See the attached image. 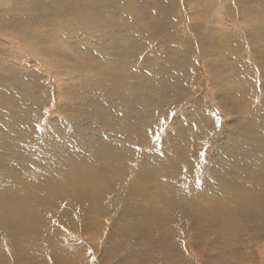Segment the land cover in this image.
I'll use <instances>...</instances> for the list:
<instances>
[{
    "label": "rangeland",
    "instance_id": "1",
    "mask_svg": "<svg viewBox=\"0 0 264 264\" xmlns=\"http://www.w3.org/2000/svg\"><path fill=\"white\" fill-rule=\"evenodd\" d=\"M93 1V5L95 2L97 4L91 12L93 17L90 18L87 17V12L83 7L79 8V10L73 9L74 12H71V9L69 11L67 9L70 6L69 3L63 4V0H6L5 4L0 3V62H4L0 63V89L9 85V83H6V85H4L5 82L2 83L3 79L7 76L11 80L9 86L18 89L22 87L23 83H28L34 80L33 77L39 75L41 81H39L38 86L41 89L38 95L47 97L49 103L43 102L39 96L34 98L32 102H39L41 107L49 108L52 103L51 99L55 100L59 96V90L55 85L56 77L54 73L50 71V75L43 69L37 57L25 53L22 45L17 43L15 33H11L9 36L5 35L6 33H10L11 29H18L28 33L23 34L31 37V39L33 37L38 39L40 41L39 45L46 43L50 53L54 56L53 59L58 60L65 54L72 56L82 54V51L76 45V40H80L90 47L88 55L93 56L94 60L99 59L102 64L105 63V67L110 69L109 73L113 72L112 74L122 79H127V81L134 74L133 76L136 81L134 82V79H130L129 83L134 82V85L136 84L137 87L135 86V88H133L132 84L131 90L132 93H136L134 95L138 97L140 104L124 100L122 103L124 102L123 104L126 105L124 106L122 103L123 107L118 105L116 109L120 108L121 112L119 110L116 112L122 116L123 123L126 122L124 108L129 106L134 108L129 122L134 121L136 117H139V114L142 116H145L146 113L151 115L150 117H144L143 121L137 119V125L127 124V127L131 131L132 129L134 131L139 128V131L143 133V135L137 133L143 137L141 143H138L136 138L127 139L124 142L121 133L125 129L119 128L120 131L111 130V135L113 137L117 135L116 138L122 141V143H118L112 151L106 153L105 150L99 148L103 153L99 154V152L94 153L92 149L87 150L86 158H82V168L86 170L94 166V164L90 165L87 163L86 166L84 165L88 157L91 162H97L95 164L98 169L78 175L77 171L80 167L77 157H74L77 161H71V158H69L70 160L68 159L67 162V159L62 157L57 160H60L64 167L71 163L69 174L61 170V167H59L60 162L57 160L53 162L55 166L50 167L51 171L45 169V165H42L38 169H33L34 165H32L29 166L28 170L24 169L19 174L23 179L36 178L38 177V171H40L39 174H43L40 175L44 178L45 183L47 182L46 186L50 190H55L56 185H63L65 181H69L70 186L62 187L61 192L67 198L66 202L61 203V207H63L59 209L60 214H65V211L62 210L66 209L71 199L76 201V198L80 197V193L74 190L76 183H81L82 185L78 187L87 190L90 185L88 192L96 193L97 197L103 199L102 204L95 206L93 213L92 211L78 212L79 214L76 213L73 216L74 219L68 222H56L54 224V212L58 211L59 207L55 206L49 210L51 223L62 232H60V235L48 233L31 242H28L24 237L20 238L22 240L19 239L18 244H25L27 246L26 248L22 245L23 248H26L25 251L27 253L24 262H28H23V264H264V161H262L264 160V138H262L264 134H260V132L263 133L264 131V124L260 123L264 120V113H262L264 112V107H262L264 106V75L259 74L261 71L264 74V70H259L262 61L260 60L261 57H258L256 54L257 51L264 50V32H262L264 29L262 28L263 24L261 27L259 23L257 25V22H255V19H257V9H261L260 16L264 19V8H262L264 0L201 1L202 5L206 4V2L211 5L209 9V15L212 16L211 25L222 28V32H215V56L209 60L203 58L204 56L201 54L202 46L198 39L200 33L198 35L195 23V13L203 9L199 0ZM257 1V6L259 7H256ZM31 2L34 4H31ZM243 2L253 9L249 10L246 4H242ZM42 4L45 6L40 7L43 6ZM46 4H48L47 7ZM41 8L44 9L42 10ZM47 10L50 12L48 11L47 13ZM67 12L71 13H68L66 16ZM64 16L66 17L65 19ZM198 25L202 26V28L205 26L200 21H198ZM212 26H206V29L209 30ZM77 28L81 29V36L78 35ZM202 28L200 27V29ZM256 28L260 29L261 32L255 33L257 31ZM202 30L206 35V39L212 35L209 31ZM250 30L253 31L251 35H249ZM174 45L177 46L179 52L181 51L179 56L175 52ZM162 46H166L168 51L172 52L170 55L175 56L173 57L174 59L171 57L168 60L159 58ZM175 53L176 55H174ZM26 54L28 57H25ZM217 54L219 55L217 56ZM55 56L57 57L55 58ZM170 59L171 61H169ZM203 60L207 63H203ZM164 61L167 62L165 63ZM207 64L209 67L214 64L216 65L213 67L215 70H218V73L215 72L219 76L221 75L222 81L223 78H227L226 82L229 80L232 90L233 87L240 84V89L235 87V94L234 90L232 91L229 88V91H232L229 92V97L232 96L231 94H234L233 100L237 101L236 97L240 98L236 102L237 107H240L239 109L236 108L235 113L226 114L213 102L211 94L208 92L211 82L208 79L209 73H206ZM167 68L170 69L168 70ZM129 70L131 74L128 72ZM125 73L128 77H126ZM123 74L126 76L123 77ZM110 77L113 78L112 76ZM110 77H108L109 81L111 80ZM28 78H30L29 81ZM167 78L169 79L167 80ZM22 79L25 82H22ZM170 81L175 82V86H172ZM71 83L73 84V89L77 91V95L84 99L92 95V100L86 103V109H88L89 114L92 113L91 111L97 110L100 104L104 103L105 100H100L104 97L103 89H106L108 84L101 82L104 86L99 87V85L87 82L79 84L77 81H72ZM243 87L248 88L244 90ZM241 89L242 91H239ZM25 90L22 89V92H25ZM140 91L142 94H140ZM137 93L140 95L138 96ZM161 94H163L162 98L160 97ZM27 96L28 94L23 98L26 104L24 105L20 101L21 96L14 91L8 95H3L0 91V119L6 121L8 116L15 115L18 109L21 111L20 114L24 113L23 116L33 112L36 116H40L39 113L35 112L34 106H31L27 100ZM140 96L143 98L141 99ZM224 97L227 99V96L224 95ZM148 99L150 102H147ZM152 101H155L154 104ZM5 102L9 105L2 107V104ZM15 103L18 104V108H15ZM114 106L111 105L110 108L113 109ZM56 110L57 108H51L48 112L44 111V118L42 117L43 123L38 122L35 126L39 127L40 131H42L44 129L43 126L48 125L47 131H49V128L52 127L58 129L59 123L62 124L63 120L66 122L72 121L71 115H66L65 119H63V115L57 114ZM202 111L203 113H201ZM173 113L174 115H172ZM239 113L242 114L243 118H239L241 115ZM194 114L197 115L195 116ZM193 116L197 117V120ZM203 117L205 120L202 119ZM247 117L253 118L249 120ZM173 119H176L175 122ZM207 119L209 120V122L207 121L209 124L203 127L202 130L200 121H206ZM34 120H32L31 125L35 123H33ZM161 120H164L163 124L160 123ZM258 120L260 121L259 124ZM245 121L248 122L245 123ZM229 122L233 123L230 124ZM0 124L2 123L0 122ZM55 124H58V127ZM189 124L192 125L189 126ZM71 125L72 123L67 125L68 128L63 129L65 135H62L61 132L57 135V130L51 129V131L54 130L55 132L49 142L51 145L47 144L43 150H40L44 158L38 154V157H35L37 162L49 164L52 161L49 158V153L51 152L47 151L50 150V146L52 145L57 148L56 155L65 156L64 153L68 154L70 151L76 153V151H79V140L75 138V135L76 131L81 132L83 128L78 130L72 125L70 129ZM20 126L22 130H26L24 131L25 133L31 131L29 127H24L22 124ZM257 126L260 129H257L259 128ZM32 127L34 129V125ZM189 127L192 129H189ZM94 130L95 132L97 131L93 129L91 132L93 133ZM237 130H239V134H237ZM189 131L191 132L189 133ZM253 131L254 136L253 134L250 135ZM154 132L160 136L158 141L155 138ZM82 133L87 132L83 130ZM181 133H184V136L187 134L186 138ZM226 133L234 135V138L226 135ZM194 134L195 137L197 136L196 139L194 138ZM257 134H260L261 137L259 135L256 136ZM227 136L228 138L230 137L229 141ZM256 138H259L257 139L258 144L255 142ZM182 139H193L196 143L192 142V144L189 142V144L186 143L187 140L184 142ZM236 139L237 144L234 142ZM258 140L263 141V143L261 141L259 143ZM181 141H183L184 145L181 144ZM250 141L253 143L251 144ZM242 142L248 144L245 145ZM35 144L37 143L31 144L33 145L31 150L36 148ZM192 145L194 149H190ZM249 145L251 146L249 147ZM180 147L184 153L186 152L185 155L188 158V162L183 163L179 160L180 158L184 159L183 153L179 149ZM223 147H225V150ZM59 148L60 151L58 150ZM187 149H190V151ZM236 150V155L234 154L231 157L232 153ZM201 152L205 153L206 159H200L199 154ZM226 152L228 153L226 154ZM140 153L156 168L166 161V178H160L165 183L164 190L161 189L164 183L160 185L155 184L157 180L154 174H152L153 178L150 182L141 181L138 169L144 175L145 165ZM217 154L220 156L218 155L217 157ZM19 155L20 158L24 157L21 153ZM95 156H98L101 160L95 159ZM222 156L226 158V161L224 159L222 161ZM234 156L238 158L236 157L237 159H235ZM255 156L256 158H254ZM233 162L234 165L231 167L230 165ZM134 167L137 169L133 170ZM233 167L235 168L233 169ZM46 170L49 172H45ZM131 178H133L132 181H135V183L134 190H132L133 201H129L131 203L130 209H132V214L128 219L124 213L126 210H124V204L128 201L122 195L118 198L114 197V191H116L115 188L117 186L123 190L130 188L129 180ZM31 181L30 179L28 186L23 188L21 192L24 201L32 206L33 209L31 211L37 212L36 209L43 207L42 205L47 203L49 198H44V192L41 193L42 190L32 184ZM111 181H114L113 183L115 184H112ZM106 182H109V185H103ZM171 183L176 186V194L174 193L173 195H171L169 190H166ZM136 185L138 187H135ZM101 187L102 191H106L103 196H101ZM113 187L115 188L113 189ZM138 188L144 191V193H140ZM149 189L152 193H149ZM50 190L47 194L55 197V191ZM148 193L151 197L152 195L154 196L152 202L148 199ZM141 195L147 196L146 198H141ZM135 196L136 198H134ZM33 200L35 201L33 202ZM134 202L140 203L139 206L143 203L144 208L140 209L143 205L137 207L138 204ZM144 203H147V208ZM68 207L70 211L71 205L69 204ZM76 208L77 205L75 206ZM75 209L71 211L72 214H74ZM91 214H94V217ZM136 216L137 218H135ZM212 216V219L215 217L216 220L219 216V219L222 221H211ZM137 219L151 222L149 233L144 238L143 234L141 235V230H145V227L140 222L136 223ZM92 232L96 234L95 237L92 236ZM2 237H0V264H16L17 255L15 254L14 240L12 242L13 238L11 239L7 235H3Z\"/></svg>",
    "mask_w": 264,
    "mask_h": 264
},
{
    "label": "bare ground",
    "instance_id": "2",
    "mask_svg": "<svg viewBox=\"0 0 264 264\" xmlns=\"http://www.w3.org/2000/svg\"><path fill=\"white\" fill-rule=\"evenodd\" d=\"M2 4H5L6 0H0ZM35 1V0H34ZM37 1V0H36ZM48 1V0H47ZM50 1V0H49ZM55 1V0H54ZM201 1L202 0H199L200 2V5L203 7V9L197 11L195 13V23H196V29H197V32H198V35L200 33V35L198 36L199 38V42L201 44V54H203V58L209 60L211 58H213L215 56V47H216V40H215V32H222V28L221 27H216V26H212L211 23H212V16L209 15V9L211 7V5L206 2V4L202 5L201 4ZM242 1V0H241ZM245 1V0H243ZM247 1V0H246ZM46 2V1H45ZM92 2H94L93 0H63V4H68L69 3V11L71 9V12H74L73 9H78L83 7L85 9V11L87 12V17L90 18V17H93V15L91 14L92 10L95 8V5L97 4L95 2V4L93 5ZM39 3V2H38ZM49 3V2H48ZM53 3V2H52ZM106 3V2H105ZM257 3L258 1L256 2V7H259L257 6ZM31 4H34L33 2H31ZM243 5L246 4L245 2L242 3ZM43 5V4H42ZM48 4H46V7H47ZM54 5V4H53ZM59 5V4H58ZM57 5V6H58ZM247 7H249V10H252L253 8L251 6H249L248 4H246ZM264 5V4H263ZM38 6V5H37ZM45 5L43 6H40V7H44ZM60 6V5H59ZM58 6V7H59ZM105 6H107L105 4ZM110 6V5H108ZM34 7V6H33ZM49 7H51L49 5ZM61 7V6H60ZM64 8V7H63ZM264 8V6L262 7ZM42 9V8H41ZM44 9V8H43ZM42 9V10H43ZM46 9V8H45ZM48 9H51V8H48ZM121 9V8H120ZM124 9V8H123ZM248 9V8H247ZM39 10V9H38ZM58 10V9H57ZM245 10V9H244ZM248 10V11H249ZM41 11V10H40ZM49 10H47V13H48ZM56 11V10H55ZM61 11V10H60ZM68 11V10H67ZM121 11V10H120ZM203 11V12H202ZM45 12V11H44ZM43 12V14H45ZM50 12V11H49ZM53 12V11H51ZM62 12V11H61ZM71 12H67L66 13V16L68 15V13H71ZM257 12V19L255 20H252V21H255L257 22V25L258 23L260 24V26L262 27V24H263V29H264V19L260 16V12H261V9H257L256 10ZM65 13V11H64ZM51 14V13H50ZM55 14V13H54ZM63 15V14H61ZM57 16V14H56ZM66 17L64 16V19ZM198 21H200L201 23L205 24L204 28H202V26L198 25ZM38 26V25H37ZM206 26H212L211 29H206ZM119 27V26H118ZM200 27L202 29H205L206 31H209L210 33H212L211 36H209L207 39H206V35L205 33L203 32L202 29H200ZM258 27V26H257ZM90 28V27H89ZM251 29V28H250ZM262 29V30H263ZM80 30L79 28L76 29L77 33L79 36L80 35ZM88 30V29H87ZM256 32L257 33L258 31H260V29L258 30L256 28ZM91 31V30H90ZM205 31V32H206ZM251 31V30H250ZM249 32V35L252 34V32ZM10 33H6L5 35L9 36L11 35V33H15V35L17 36L16 38V41L18 44H21L25 53L31 55V56H34V57H37L39 62H41L42 64V67L43 69H45L46 72H48L50 75V71H52L56 77V81H55V85L56 87L58 88L59 90V96L58 98H56L55 100L51 99V105L49 106V108H45V107H41L40 103L39 102H32V100L34 98H37L39 96V98L45 102V103H49V99L45 96H40L38 95L39 94V90L41 88H39V81H41V77L39 75H37L36 77H33L34 80H31L30 82L28 83H23L22 84V87L18 88V89H15L13 86H9L11 84V80H9V76H7L6 78H4L3 82H5L4 85H6V83L9 85L8 86H4L0 89L1 93L3 95H8V94H11L13 91L17 94H19L21 97H20V101L26 105L24 103V96L28 94V98L27 100L30 102L31 106H34V109H35V112L39 113L40 116H36L33 113L31 114H25L23 116V114H20L21 111L16 110V114L15 115H11V116H8L7 120L6 121H2L0 119V122L2 124H0V207L1 208V211H0V237L3 238L2 236L3 235H7V236H10L11 239H12V242L14 240L15 242V254L17 255V259H16V264H23L24 262V259H26L25 257H27V253H26V248L27 246H25V244H21L19 245L18 244V241L22 240L20 238H25L28 240V242H31L41 236H45L46 234L48 233H52V234H57V235H60L62 231H59V229L54 225L56 222H68V221H71L73 220V216L78 213V212H84V211H92V213L95 211L94 208L95 206L98 204H102L103 202V199L101 197H97V194L96 193H91V191L88 192V190H90V185H89V189H84V188H79L78 186L82 185L81 183H76L74 185V187H76L74 190H77L79 193H80V197L76 198V201H74L73 199L70 200V205H71V210L69 211V204L67 205L66 209L65 210H62V211H65V214H60V208L62 209L61 207V203L63 204V202H66V196H64L61 191H62V187L64 186H70V182H66L63 184V185H56L55 187V190H50L49 188H47L46 186V183H45V180L44 178L40 175L42 173L39 174L40 171H38L37 173V176L36 178H28V179H23L21 176H19V174L25 169V170H28L29 166H32L34 165L33 169H38L40 167H42V165H45L46 168L45 169H49L51 171V166H55L53 165V162L57 159H60L62 157H64V159H67L66 162L68 161L69 158H71V161H77L79 160V167L80 169L77 171L78 175H82L84 174V172H90V171H93V169H98V167H96V164L97 162L93 161L91 162L90 161V158L87 157V160H85L84 162V165L86 166V163L87 164H90V165H93L91 168H88V169H83L82 166H81V163L83 162L82 158H86L87 156V150H90L92 149L94 151V153H98L99 154H103L102 151L100 149H103L105 150L106 153L110 152L113 150L114 147L117 146V144L119 143H122V141H119L116 136H112L111 135V130H115V131H120L119 128H124L125 131L122 132L121 136H122V139H124V142L127 141V139H131V138H136L138 143H141L142 142V138L141 136H139L137 133L139 134H142V132L139 131V128L135 129L132 131L127 127V124L131 123L133 125H137L138 123V120L137 119H141L143 121V118L144 117H150L151 115L147 114L145 116H142L139 114V117H136V119L132 122H129V119L134 111V108L129 106V107H126L124 108V112H125V118H126V122L123 123V118L121 115H119L116 111L119 110L120 111V108L119 109H116L118 105H121L122 101L124 100H130L132 101L133 103H136V104H140L139 101H138V97L135 96L134 94L136 93H132V90L131 88H135L136 84L134 85V82L136 81L134 79V74L132 76H130L129 78V81L130 79H134V82L133 83H129V81H127V79H122L119 78L115 75V74H112V70L111 72L112 73H109V70L110 69H107L105 67L104 64H102V62H100V60H94L93 56H89L88 53L90 52V47H88L85 43H83L82 41L80 40H76V45L77 47L82 51V54H79V55H62V57H60L58 60L56 59H53V54L50 53L49 49H48V46L46 45V43H44V45H39L40 41L38 39H35L34 37L31 39V37L27 36V35H24V34H28V33H25V31L23 30H18V29H11L9 31ZM83 32V31H82ZM261 32V31H260ZM264 32V30L262 31ZM24 33V34H23ZM84 33V32H83ZM113 33V32H112ZM259 33V32H258ZM114 34V33H113ZM262 34V33H261ZM83 35V34H82ZM88 35V34H87ZM264 35V34H263ZM258 37V36H257ZM65 39V37H63ZM253 38V37H252ZM62 39V38H61ZM256 39H259V38H256ZM32 40V41H31ZM248 40V38H247ZM255 40V38H254ZM261 40V39H259ZM251 41V40H250ZM248 41V42H250ZM255 42V41H254ZM43 43V42H42ZM48 43V42H47ZM258 43V42H257ZM257 45V44H256ZM260 46V44H259ZM175 47V52L177 53V56H179L180 52L177 48L176 45H174ZM261 47V46H260ZM50 48V47H49ZM161 54H159V58L160 59H165V60H168L169 57H171L172 59H174L173 57L175 56H171L170 54L172 52L168 51L167 47L166 46H162L161 48ZM263 49V48H262ZM255 51V50H254ZM264 50H261V51H257L256 54L258 57H261V64H260V69L259 70H264V53H263ZM176 53L174 55H176ZM254 53V52H253ZM25 55V57H28V55ZM97 54V53H96ZM184 54V53H183ZM182 54V55H183ZM56 55V54H54ZM98 55V54H97ZM219 54H217L218 56ZM5 56V55H4ZM20 56V54H19ZM22 56V55H21ZM24 56V55H23ZM99 56V55H98ZM57 56H55L56 58ZM5 58V57H4ZM19 58V57H17ZM22 58V57H20ZM12 59V57H11ZM10 59V61H11ZM3 60V59H2ZM22 60V59H20ZM6 61V59H5ZM9 61V60H8ZM19 61V60H18ZM171 61V59L169 60ZM174 61V60H173ZM177 61V60H176ZM218 61V59H217ZM215 61V62H217ZM165 62V61H164ZM163 62V63H164ZM167 62V61H166ZM165 62V63H166ZM206 62L205 60H203V63ZM1 63V62H0ZM4 63V62H2ZM1 63V64H2ZM16 63V62H15ZM122 63V62H121ZM207 63V62H206ZM205 63V64H206ZM218 63V62H217ZM7 64V63H5ZM10 64V62H9ZM21 64V63H20ZM221 64V63H220ZM215 65V64H214ZM213 65V66H214ZM2 66V65H1ZM6 66V65H5ZM22 66V65H21ZM171 66V65H170ZM213 66H208L207 64V70H206V73H209V76H208V79L210 80L211 84L208 88V92L211 94V98L213 100V102L224 112V113H228V114H232V113H235L236 112V108L239 109V107H237V101L240 99V98H237L238 99L237 101H235V99L233 100L232 98H234V94H235V87H237V89H240V84L233 87V90H234V94H231L232 96L229 97V92H232L233 90L230 88L231 85H229V80H227L226 82V79L227 78H223V81L221 79V75L219 76L217 73L218 70H215V68ZM216 66V65H215ZM7 67V66H6ZM107 67L109 68V66L107 65ZM122 68V67H121ZM218 68V67H217ZM168 69V68H167ZM170 69V68H169ZM168 69V70H169ZM171 69H173L171 67ZM19 71V70H18ZM217 73H216V72ZM220 71V70H219ZM228 71V70H227ZM227 71H224L226 73H228ZM234 71V70H233ZM232 71V72H233ZM115 72V71H114ZM130 72V70L128 71ZM127 72V74H128ZM116 73V72H115ZM133 73V72H132ZM184 73V72H183ZM222 73V72H220ZM230 73V72H229ZM263 71H261V75H264L262 74ZM126 74V73H125ZM126 74V75H127ZM131 74V72H130ZM225 74V73H224ZM107 75V76H106ZM112 76L113 78H111L110 76ZM124 75V74H123ZM126 75H124L123 77H125ZM184 75V74H183ZM206 75V74H205ZM212 75H213V79H212ZM11 76V75H10ZM20 76V75H19ZM51 77V76H49ZM108 77L111 78V80L109 81ZM122 77V76H121ZM128 77V75L126 76ZM135 77H136V74H135ZM205 77V76H204ZM261 79L262 76H260ZM116 78V80H114ZM184 78V77H183ZM191 78V76H190ZM235 78H238V77H235ZM240 78V77H239ZM243 78V77H241ZM30 78H28V81H29ZM137 79V78H136ZM169 78H167L168 80ZM166 78L164 79V82H165ZM243 80V79H242ZM22 82H25L24 79L21 80ZM72 81H77L79 84H81V82H87L89 84H94V85H99V87L101 86H104V84H108V87L106 89H103L104 90V97L100 100H105L103 104H100L98 106V109L95 110V111H91L92 113H88V109H86V103L90 100H92V95L90 97H88L87 99H84L83 97L77 95V91L75 89H73V84L71 83ZM133 81V80H132ZM204 81V80H203ZM206 81H208L206 79ZM104 84H102V83ZM172 86H175V82L173 81H170ZM223 82V83H222ZM239 82V81H238ZM35 83V84H34ZM193 83V82H192ZM235 83V82H234ZM133 84V86H132ZM206 84V83H205ZM242 84V82H241ZM113 85V86H112ZM248 85V84H247ZM34 86L35 87V91L33 90L34 89ZM96 86V87H97ZM132 86V87H131ZM142 86V85H141ZM239 86V88H238ZM9 87V88H8ZM137 87V86H136ZM139 88V87H138ZM229 88L230 90L232 91H229ZM244 90H246L247 88L243 87ZM249 88H251L249 86ZM22 89H26L25 92H22ZM32 89V91H31ZM144 89V88H143ZM146 89V88H145ZM140 90V89H138ZM136 90V91H138ZM147 90V89H146ZM145 90V91H146ZM243 90V91H244ZM31 91V93H30ZM135 91V92H136ZM239 91H242L239 90ZM30 93V94H29ZM84 93V92H83ZM139 93V92H138ZM137 93V94H138ZM240 93V92H239ZM94 94V93H93ZM140 94L141 91H140ZM138 94V96L140 95ZM227 96V99L226 97ZM163 94L160 95V97L162 98ZM236 96V95H235ZM141 99L143 98L142 96H140ZM109 98H110V101H109ZM184 98V97H183ZM182 98V99H183ZM230 98V99H229ZM129 101V102H130ZM181 101V100H180ZM241 101V100H240ZM147 102H150V100L148 99ZM155 101H152V103L154 104ZM184 102V101H183ZM256 102V101H255ZM258 102V101H257ZM263 102V101H262ZM124 103V102H123ZM122 103V104H123ZM126 103V102H125ZM177 103V102H176ZM260 103H261V100H260ZM115 105L113 109L110 108L111 105ZM241 104V103H240ZM9 104L8 103H3L2 104V107H7ZM124 105V104H123ZM126 105V104H125ZM124 105V106H125ZM202 105V104H201ZM258 105V104H257ZM260 105V104H259ZM262 105V104H261ZM264 105V103H263ZM15 108H18V104H14ZM122 106V105H121ZM120 106V107H121ZM123 107V106H122ZM176 107V106H175ZM205 107V106H204ZM244 107V106H242ZM259 107V106H258ZM256 107L257 109H260ZM264 107V106H262ZM51 108H57L56 110V113L57 114H62L63 115V119H65V116L66 115H71L70 118L72 117V121L71 122H66V121H62V124L59 123V127L56 125V127H58V129H53L56 131L57 130V135L58 133H62V135L64 134L63 132V129H66L68 128V124L72 123L73 127L74 128H77L78 130L81 128H83L84 132H87V133H82V131H76V135H75V138L77 140H79V151H76V153H72L71 151L66 154L65 156L63 155H56L55 153L57 148L56 146L52 145L50 146L51 144L49 143L51 141V138H53V135H54V130L51 131L52 128H49V131H47V126L48 125H45L43 126V130H42V127H41V130L40 131V128L39 127H36L35 124L38 123V122H42L43 123V120H42V117L44 118V111L48 112L51 110ZM193 108V107H192ZM199 108V107H197ZM217 108V107H216ZM116 109V110H115ZM123 109V108H122ZM175 109V108H174ZM204 109V108H203ZM194 110V109H193ZM202 110V109H200ZM221 111V113H222ZM255 111V110H254ZM62 112V113H60ZM196 112V111H195ZM257 112V111H255ZM194 113V112H193ZM203 113V111L201 112ZM258 113V112H257ZM260 113V112H259ZM264 113V112H262ZM56 114V115H57ZM199 114V112H198ZM241 114V113H239ZM160 115V114H159ZM195 115V114H194ZM197 115V114H196ZM195 115V116H196ZM121 116V117H120ZM134 116V115H133ZM204 116V115H203ZM225 116V115H224ZM263 116V115H262ZM194 117V116H193ZM205 117V116H204ZM204 117L202 119H204ZM229 117V116H227ZM237 117V116H236ZM235 117V118H236ZM264 117V116H263ZM48 118V117H47ZM46 118V119H47ZM195 118V117H194ZM197 118V117H196ZM195 118V119H196ZM201 118V117H200ZM239 118H243L242 114L239 116ZM250 118H253V117H247V119L250 120ZM35 119V120H34ZM58 119V118H57ZM257 119V118H256ZM263 119V118H261ZM33 121V125H34V129H33V125H31V122ZM55 120V119H54ZM176 120V119H175ZM175 120L173 119V121L175 122ZM186 120V119H185ZM197 120V119H196ZM205 120V119H204ZM227 120H229L227 118ZM233 120V119H232ZM231 120V121H232ZM241 120V119H240ZM56 121V120H55ZM192 121V120H191ZM200 121V120H199ZM209 120L207 119L206 121H200L201 124H202V130H203V127H206V125H208L209 123ZM243 121V120H241ZM241 121H238V122H241ZM57 122V121H56ZM248 122V121H245V123ZM259 120H258V124H259ZM264 122V120H263ZM263 122H260L262 124H264ZM55 123V122H54ZM190 123V122H188ZM211 123H213L211 121ZM230 124H232L231 122H229ZM244 123V122H243ZM253 123V122H252ZM23 125L24 127H29L31 131L29 132H24L26 131L25 129H21L22 127L20 125ZM47 124V123H46ZM94 124V125H93ZM182 124V123H181ZM187 124V122H186ZM195 124V123H194ZM198 124V123H196ZM242 124V123H241ZM257 124V123H256ZM72 125L71 127H69L70 129L72 128ZM184 126V124H182ZM192 124H189V126H191ZM212 125V124H211ZM32 128H31V127ZM187 126V125H185ZM196 126V125H195ZM199 126V125H198ZM197 126V128H198ZM243 126V124H242ZM246 126V125H245ZM250 126V125H249ZM253 126V125H252ZM20 127V128H19ZM55 127V126H54ZM118 127V128H117ZM194 127V126H193ZM236 127V126H235ZM234 127V128H235ZM259 127V126H257ZM183 129H185L184 127H182ZM217 128V127H216ZM249 128V127H247ZM251 128V126H250ZM264 128V127H263ZM46 129V131H45ZM93 129H96L97 131L92 133L91 131H93ZM182 129V130H183ZM187 129V128H186ZM189 129H192L191 127H189ZM194 129V128H193ZM205 129V128H204ZM245 129V128H244ZM257 129H260L257 128ZM62 130V131H60ZM179 130V129H178ZM181 130V129H180ZM196 130V128H195ZM240 130V129H239ZM239 130L237 134H239ZM264 130V129H263ZM235 131V130H233ZM252 131V130H251ZM250 131V132H251ZM261 131V130H260ZM258 131V132H260ZM89 132V133H88ZM177 132V131H176ZM181 132V131H180ZM184 132V130H183ZM191 131H189L190 133ZM193 132V131H192ZM198 132V130H197ZM197 132H195L197 134ZM227 132V131H226ZM232 132V130H231ZM257 132V130H256ZM255 132V134H256ZM72 133V132H71ZM134 133V134H133ZM185 133V132H184ZM184 133H181L182 136H184L183 134ZM246 133V131H245ZM254 133V131L252 133H250V135H252ZM180 134V133H179ZM208 134V133H207ZM242 135V133H240ZM260 134H264V131L263 133L260 132ZM260 134H257L256 136L259 135V137H261ZM56 135V134H55ZM56 135V136H57ZM65 135V134H64ZM69 135V134H68ZM74 135V133H73ZM173 135V134H172ZM187 134H185L186 136ZM226 135H229L226 133ZM60 136V135H59ZM169 136V135H168ZM181 136V137H182ZM184 136V137H185ZM231 137L234 138V135H229ZM244 136V134H243ZM254 136V134H253ZM38 137H39V141H38ZM171 137V136H170ZM182 137V138H184ZM190 137H192L190 135ZM197 137V136H196ZM195 137V134H194V138L196 139ZM210 137V136H209ZM212 137V136H211ZM240 137V136H239ZM248 137V136H247ZM186 138V137H185ZM193 138V137H192ZM228 138V136H227ZM230 138V137H229ZM228 138V141L230 140ZM262 138H264L262 136ZM57 139V138H56ZM243 139V138H241ZM257 139L259 138H256V141L257 142ZM184 140V139H182ZM187 140V142H186ZM184 140V142L186 143H189V142H193L194 144L196 143L195 141L192 140H189V139H186ZM199 140V139H198ZM226 140V138H225ZM232 140V139H231ZM245 140V139H244ZM254 140V139H252ZM263 140V139H262ZM53 141V139H52ZM208 141V140H207ZM206 141V142H207ZM223 141V140H222ZM240 141V140H239ZM259 143L261 140H258ZM37 143L35 144L36 145V148L31 150L32 146L31 145L32 143ZM54 142V141H53ZM63 142V141H62ZM183 141H181V144L184 145V143H182ZM235 143L237 142V139L236 141H234ZM192 143V144H193ZM226 143V142H225ZM229 143V142H228ZM232 143V142H231ZM238 143V142H237ZM236 143V144H237ZM245 142H242V144H244ZM250 143L252 144L253 142L250 141ZM261 143H263V141H261ZM47 144H50V150H47V151H50L51 153H49V158L50 160L52 159V161L47 164V163H39L35 160V157L39 154L40 157H43V153L40 152V150H43L44 147L47 146ZM55 144V142H54ZM190 144V143H189ZM233 144V143H232ZM248 144V143H247ZM245 143V145H247ZM258 144V142H257ZM257 144H256V148H257ZM57 145V143H56ZM187 145V144H185ZM197 145V144H196ZM223 145V144H221ZM229 145V144H228ZM263 145V144H262ZM59 146V145H58ZM199 146V145H197ZM224 146V145H223ZM226 146V145H225ZM235 146V145H234ZM251 145H249L250 147ZM254 146V145H253ZM261 146V145H259ZM237 147V145H236ZM235 147V149H236ZM246 147V146H245ZM255 147V146H254ZM34 148V147H33ZM100 148V149H99ZM177 148V147H176ZM187 148V146H186ZM186 148H185V151H186ZM193 148V145L192 147L190 146V149ZM199 148V147H198ZM224 150H225V147H223ZM230 148V146H229ZM232 148V147H231ZM234 148V147H233ZM239 148V147H238ZM242 148V147H240ZM252 148V147H251ZM249 148V149H251ZM181 150V152L183 153L182 156H184V159L180 158L179 160H181L183 163H185L186 161L188 162V158L186 157L183 149L180 147L179 148ZM190 149L188 151H190ZM194 149V148H193ZM228 149V147H227ZM226 149V151H228ZM243 149V148H242ZM60 151V148L58 149ZM196 150V149H195ZM222 150V149H221ZM231 150V149H230ZM229 150V152H230ZM45 151V150H44ZM46 151V152H47ZM122 151V150H121ZM124 151V149H123ZM239 151V150H238ZM241 151V150H240ZM194 152V151H193ZM222 152V151H221ZM225 152V151H223ZM236 151H234V153H232V156L235 154ZM23 154V158H20V155L19 154ZM217 153V152H216ZM220 153V152H218ZM228 152H226L227 154ZM247 153V152H246ZM254 153V152H253ZM194 154V153H193ZM225 154V153H224ZM231 154V153H230ZM238 154V153H237ZM242 154V153H241ZM245 154V153H243ZM263 154V153H261ZM55 155V156H53ZM141 155V159L145 165V174L142 175L141 174V170H139V174L141 175V181H144V182H150L153 178V175L155 176L156 178V182L155 184L156 185H160L162 183H164V181H162L160 178L162 177H165L166 176V161H164L163 163L160 164L159 167H155L153 165H151L149 163V161L146 160V158L140 153ZM200 155V154H199ZM219 154H217V157H218ZM222 155V154H221ZM236 155V154H235ZM255 155V154H254ZM259 155V153H258ZM100 156V155H98ZM98 156H95L94 158L95 159H100ZM220 156V155H219ZM250 156V155H249ZM260 156H263V155H260ZM38 157V156H37ZM47 157V156H46ZM74 157H77V160L74 159ZM223 157V156H222ZM227 157V156H226ZM235 157V156H234ZM237 157V156H236ZM235 157V159H237ZM242 157V156H241ZM44 158V157H43ZM42 158V159H43ZM250 159V157H248ZM256 158V156L254 157ZM262 158V157H261ZM47 159V158H46ZM45 159V160H46ZM218 159V158H217ZM226 158H222V161ZM230 159V158H229ZM62 160V159H61ZM70 160V159H69ZM101 160V159H100ZM231 160V159H230ZM252 160H256V159H252ZM47 161V160H46ZM60 162V165L59 167H61V170L66 172L67 174L70 173V168H71V163H66V164H69L68 166L63 165V163H61L60 160H57ZM220 161V160H219ZM226 161V160H225ZM234 161V160H233ZM238 161V160H237ZM236 161V162H237ZM264 161V160H262ZM218 162V161H217ZM228 162V161H227ZM74 163V162H73ZM181 164V163H180ZM216 164V163H215ZM220 164V163H219ZM229 164V163H228ZM231 164V163H230ZM237 164V163H235ZM218 165V164H217ZM234 165V162L232 163V165H230L231 167ZM73 166V165H72ZM134 166V165H133ZM221 166V164H220ZM228 166V165H227ZM58 167V166H57ZM229 167V166H228ZM235 167H237V165H235ZM233 167V169L235 168ZM249 167V166H248ZM101 168V167H100ZM176 168V167H175ZM260 168V167H259ZM43 169V168H42ZM44 169V170H45ZM137 169L136 167L133 168V170ZM230 169V168H228ZM257 169V168H256ZM41 170V169H40ZM162 170V172H161ZM259 170V169H258ZM42 171V170H41ZM72 171V170H71ZM96 171V170H94ZM254 171V170H253ZM263 171V170H262ZM47 172V170L45 171ZM49 172V171H48ZM47 172V173H48ZM60 172V171H59ZM224 172V171H223ZM44 173V172H43ZM76 173V172H75ZM100 173V172H99ZM220 173V172H219ZM253 173V172H252ZM257 173V172H256ZM260 173V172H259ZM262 173V172H261ZM56 174V173H55ZM43 175V174H42ZM256 175V174H255ZM50 176V175H49ZM72 176V175H71ZM161 176V177H160ZM100 177V176H99ZM118 177V176H116ZM212 177V176H211ZM253 177V176H251ZM46 178V176H45ZM102 178V177H101ZM109 178V177H108ZM119 178V177H118ZM130 178V177H129ZM166 178V177H165ZM255 178V177H254ZM262 178V177H261ZM30 179L32 180V184H34L35 186H38L42 191L41 193L44 192V198H49L48 202L47 203H44V205H42L43 207H41L40 209H36L37 212H34V211H31L32 206L28 205L24 199H23V194H22V189L25 188L26 186H28V183L30 182ZM127 179V178H125ZM133 178H131L130 181V188H126V189H121L119 186H117L116 188L113 187V189L115 188L116 191H114L115 193V196L116 198H118L119 196H124L126 199H127V203L124 204L125 207H124V213L127 215L128 219L131 217V210L130 209V202L132 199H133V192L132 190H134V183L135 181H132ZM257 179V178H256ZM259 179V178H258ZM104 180V179H102ZM167 180V179H165ZM263 180V179H262ZM259 181V180H258ZM114 182V181H113ZM111 181L112 184H115ZM169 182V181H168ZM167 182V183H168ZM261 182V181H260ZM263 182V181H262ZM74 183V182H73ZM50 184V183H49ZM102 184V183H101ZM223 184V183H222ZM103 185H109V182L107 183H103ZM102 185V187L104 188V186ZM169 185V184H168ZM105 186V187H106ZM165 186V183L161 186L164 190V187ZM102 187H101V191H102ZM135 187H138L137 185ZM141 187V186H139ZM142 188V187H141ZM168 188V189H167ZM166 190L169 192H171V195H173L175 193V188L176 186L175 185H172V183L169 185V187H167ZM226 188V186H225ZM58 189V190H57ZM139 189V188H138ZM143 189V188H142ZM148 190V188H146ZM55 191V197H52L50 195L47 194L48 191ZM140 190V189H139ZM145 190V189H143ZM150 190V189H149ZM165 190V191H166ZM217 191V190H216ZM106 192V191H105ZM104 191L101 192V196L104 195L105 193ZM140 193H144V191L140 190L139 191ZM220 192V191H219ZM69 193V192H68ZM136 193V192H135ZM147 193V191H146ZM149 193H152L151 190ZM148 193V199L150 202L153 201L154 199V196L152 195H149ZM138 194V193H137ZM170 194V193H169ZM176 194V193H175ZM229 194V193H228ZM113 195V194H111ZM136 195V194H135ZM170 195V196H171ZM223 195V194H222ZM221 195V196H222ZM227 195V194H226ZM137 196V195H136ZM136 196L134 198H136ZM139 196V194H138ZM147 195L145 196H140L141 198H146ZM216 196V195H215ZM224 196V195H223ZM112 197V196H111ZM139 197V199H140ZM172 197V196H171ZM174 197L176 198V196L174 195ZM227 197V196H226ZM226 197H225V200H226ZM230 197V196H229ZM173 198V197H172ZM215 198V197H214ZM217 198V196H216ZM228 198V197H227ZM231 198V197H230ZM30 199V198H29ZM219 199V197H218ZM235 199V198H234ZM233 199V201H234ZM180 200V199H178ZM220 200V199H219ZM218 200V201H219ZM230 200V199H229ZM228 200V201H229ZM35 200H33L34 202ZM133 201V200H132ZM138 201V200H136ZM50 202V203H49ZM67 202H69V200H67ZM141 202V201H140ZM144 202V201H143ZM189 202V201H188ZM216 202V200H215ZM223 202V200H222ZM29 203V202H28ZM135 203V202H134ZM155 203V202H154ZM230 203V202H229ZM235 203V202H234ZM133 204V203H132ZM135 204H138L137 207H140L143 205V203L139 206L140 203H135ZM145 204V203H144ZM147 204V203H146ZM145 204V205H146ZM188 204V203H187ZM4 205V206H3ZM77 205V208L75 209V206ZM134 205V204H133ZM149 205V204H148ZM156 205V204H155ZM189 205V204H188ZM217 205V203H216ZM220 205V204H219ZM225 205V204H224ZM55 206H58V211H55L54 212V221L53 223H51V219L49 217V210H51L53 207ZM132 206V205H131ZM136 206V205H135ZM154 206V205H152ZM151 206V207H152ZM222 206V205H220ZM86 207V209H84ZM147 208V205L145 206ZM190 207V206H189ZM141 208H144V205ZM150 208V206H149ZM220 208V207H218ZM217 208V209H218ZM75 209V212L74 214L71 213V211H74ZM135 209V208H133ZM215 209V208H214ZM224 209V208H223ZM94 210V211H93ZM102 210V209H101ZM146 210V209H145ZM221 210V209H220ZM228 210V209H227ZM105 211V210H104ZM144 211V210H143ZM224 211V210H223ZM230 211V210H229ZM86 212V213H87ZM133 212V211H132ZM218 213H220L219 211H217ZM225 212V211H224ZM231 212V211H230ZM64 213V212H63ZM145 213V212H144ZM226 213V212H225ZM224 213V215H225ZM79 214V213H78ZM227 214H229V212H227ZM92 216L94 214H91ZM147 215V214H146ZM52 216V215H51ZM104 216V215H103ZM187 216V215H186ZM189 216V215H188ZM228 216V215H227ZM232 216V214H231ZM94 217V216H93ZM217 217V216H216ZM221 217V216H220ZM229 217V216H228ZM52 218V217H51ZM86 218V217H85ZM137 218V216L135 217ZM189 218V217H187ZM197 218V217H196ZM213 216L211 217V221H222L221 219H219V216L217 217V220L215 219H212ZM195 219V218H194ZM226 219V218H225ZM224 219V220H225ZM103 220V219H102ZM193 220V219H192ZM101 222V220H100ZM103 222V221H102ZM140 222L144 227V229L146 230H141V235L143 234V238L145 237L146 234L149 233V227H150V224L151 222L147 221V222H144L142 219H137L136 220V223ZM187 222V221H186ZM139 225V224H138ZM141 226V225H140ZM85 227V226H84ZM87 227V226H86ZM142 228V229H143ZM95 233L92 232V236L95 237ZM7 238V237H6ZM5 239V238H4ZM20 239V240H19ZM23 239V240H25ZM11 241V240H10ZM27 242V241H26ZM138 242V241H137ZM20 243V242H19ZM1 244V243H0ZM25 246L26 248H23V246ZM28 245V244H27ZM30 245V244H29ZM32 245H34L32 243ZM13 247V245H12ZM14 249V248H13ZM36 252V251H35ZM2 254H4L2 252ZM29 256H32V255H29ZM36 260V259H35ZM26 261V260H25ZM22 262V263H21ZM24 263H28V262H24ZM33 264V263H31ZM36 264V263H35Z\"/></svg>",
    "mask_w": 264,
    "mask_h": 264
},
{
    "label": "snow or ice",
    "instance_id": "3",
    "mask_svg": "<svg viewBox=\"0 0 264 264\" xmlns=\"http://www.w3.org/2000/svg\"><path fill=\"white\" fill-rule=\"evenodd\" d=\"M172 115H174V113ZM160 123L163 124L164 123V120H161ZM154 135H155L156 140L158 141L160 139V136L159 135H156L155 132H154ZM200 159L201 160L206 159V156H205V153L204 152H201L200 153ZM49 259L51 260V258H49Z\"/></svg>",
    "mask_w": 264,
    "mask_h": 264
}]
</instances>
